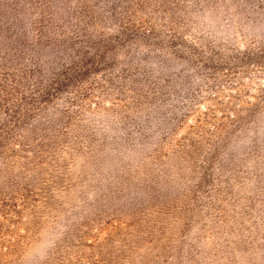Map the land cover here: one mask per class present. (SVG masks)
Here are the masks:
<instances>
[{
  "label": "rangeland",
  "instance_id": "obj_1",
  "mask_svg": "<svg viewBox=\"0 0 264 264\" xmlns=\"http://www.w3.org/2000/svg\"><path fill=\"white\" fill-rule=\"evenodd\" d=\"M0 264H264V0H0Z\"/></svg>",
  "mask_w": 264,
  "mask_h": 264
}]
</instances>
